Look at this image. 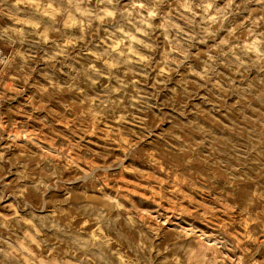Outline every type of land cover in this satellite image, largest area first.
<instances>
[{"label":"rangeland","instance_id":"374dc122","mask_svg":"<svg viewBox=\"0 0 264 264\" xmlns=\"http://www.w3.org/2000/svg\"><path fill=\"white\" fill-rule=\"evenodd\" d=\"M0 264H264V0H0Z\"/></svg>","mask_w":264,"mask_h":264}]
</instances>
